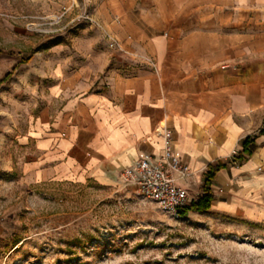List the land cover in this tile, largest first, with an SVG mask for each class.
Here are the masks:
<instances>
[{
    "label": "crops",
    "instance_id": "crops-1",
    "mask_svg": "<svg viewBox=\"0 0 264 264\" xmlns=\"http://www.w3.org/2000/svg\"><path fill=\"white\" fill-rule=\"evenodd\" d=\"M94 16L138 63L111 68L94 89L52 86L60 106L27 136L29 177L113 182L142 153L161 155L168 129L193 199L224 161L210 210L264 223V0H96ZM240 152L245 161L231 165Z\"/></svg>",
    "mask_w": 264,
    "mask_h": 264
},
{
    "label": "rangeland",
    "instance_id": "rangeland-1",
    "mask_svg": "<svg viewBox=\"0 0 264 264\" xmlns=\"http://www.w3.org/2000/svg\"><path fill=\"white\" fill-rule=\"evenodd\" d=\"M95 3L0 0V264H264V223L211 208L182 215L191 203L173 215L121 178L27 174V136L60 106L52 86L94 89L111 68L138 63L110 48Z\"/></svg>",
    "mask_w": 264,
    "mask_h": 264
},
{
    "label": "built area",
    "instance_id": "built-area-1",
    "mask_svg": "<svg viewBox=\"0 0 264 264\" xmlns=\"http://www.w3.org/2000/svg\"><path fill=\"white\" fill-rule=\"evenodd\" d=\"M107 35L111 49L127 52L117 37L110 33ZM145 60L156 69L155 61L150 58ZM162 136L163 153H142L132 164L123 168L120 178L125 184L136 187L141 195L154 201L163 211L178 215L194 200L184 184L193 172L177 152L173 132L164 130ZM218 192H223V189H218Z\"/></svg>",
    "mask_w": 264,
    "mask_h": 264
},
{
    "label": "trees",
    "instance_id": "trees-1",
    "mask_svg": "<svg viewBox=\"0 0 264 264\" xmlns=\"http://www.w3.org/2000/svg\"><path fill=\"white\" fill-rule=\"evenodd\" d=\"M16 70V68L11 71L5 80L9 78L12 73ZM3 82V81H1ZM0 82V84H1ZM259 135L264 134V123L261 129L258 132ZM251 138L247 137L243 140L242 146H243V152H247V148L250 144ZM243 152H240L233 156L232 160L230 161L231 165H240L245 161V156L243 155ZM227 164L224 161H218L215 165H209L207 172L204 175L203 180V195H201L197 200H193L190 204V206L187 208L186 211H182V215H186L188 211H196V212H207L213 205L214 197L211 192V185L217 175V173L223 169L226 168Z\"/></svg>",
    "mask_w": 264,
    "mask_h": 264
}]
</instances>
